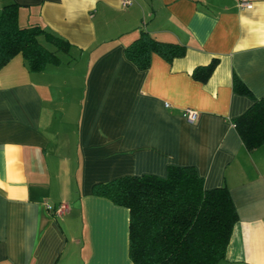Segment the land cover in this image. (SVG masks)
I'll use <instances>...</instances> for the list:
<instances>
[{"label": "crops", "instance_id": "0c3cea01", "mask_svg": "<svg viewBox=\"0 0 264 264\" xmlns=\"http://www.w3.org/2000/svg\"><path fill=\"white\" fill-rule=\"evenodd\" d=\"M249 1L0 0L70 43L41 70L20 53L0 67V264H133L128 209L92 186L171 165L228 188L237 220L217 264H264V144L246 148L232 121L264 96V0ZM141 29L185 53L138 69L124 47Z\"/></svg>", "mask_w": 264, "mask_h": 264}, {"label": "trees", "instance_id": "16d2710c", "mask_svg": "<svg viewBox=\"0 0 264 264\" xmlns=\"http://www.w3.org/2000/svg\"><path fill=\"white\" fill-rule=\"evenodd\" d=\"M17 9L15 2L1 8L0 67L17 53L32 71L60 61L58 52H67L70 43L36 23L19 25ZM41 38L54 49L47 48ZM153 52L171 61L185 53V46L161 41L141 29L124 47L126 58L138 69L149 67ZM216 64L213 58L198 65L192 76L204 81ZM232 87L249 93L235 75ZM232 121L246 148L264 144V96ZM92 192L128 209V255L133 264H217L225 256L237 220L228 188H206L192 165H171L165 176L121 175L94 183Z\"/></svg>", "mask_w": 264, "mask_h": 264}, {"label": "built area", "instance_id": "2783aa9c", "mask_svg": "<svg viewBox=\"0 0 264 264\" xmlns=\"http://www.w3.org/2000/svg\"><path fill=\"white\" fill-rule=\"evenodd\" d=\"M240 6H245V7H251L252 3L249 0H237ZM128 0H124L123 3H127ZM183 114L184 116L187 118V120L189 121H194L197 116H198V111L196 109H193L191 107H185L183 109ZM47 208H51V205L46 204ZM65 209V204L64 203H60L57 205V207L54 209L56 214L61 213L62 211H64Z\"/></svg>", "mask_w": 264, "mask_h": 264}, {"label": "rangeland", "instance_id": "374dc122", "mask_svg": "<svg viewBox=\"0 0 264 264\" xmlns=\"http://www.w3.org/2000/svg\"><path fill=\"white\" fill-rule=\"evenodd\" d=\"M44 44H45V46H47V48H49V49H52L53 48L54 49L53 45L50 44L49 42H44Z\"/></svg>", "mask_w": 264, "mask_h": 264}]
</instances>
